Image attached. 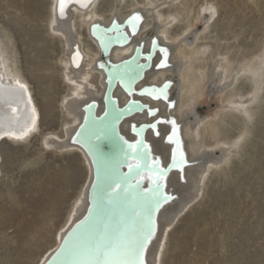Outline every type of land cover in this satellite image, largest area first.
I'll use <instances>...</instances> for the list:
<instances>
[{
    "label": "rangeland",
    "instance_id": "rangeland-1",
    "mask_svg": "<svg viewBox=\"0 0 264 264\" xmlns=\"http://www.w3.org/2000/svg\"><path fill=\"white\" fill-rule=\"evenodd\" d=\"M49 1L0 0V45L7 57L14 58L38 111L35 132L23 140L0 141V264H38L53 246L54 231L85 176L76 149L54 147V142L63 141L60 131L65 116L60 107L69 88L62 79L61 35L47 25ZM130 1L96 0L94 10L107 20L111 11L127 13ZM210 1L215 7L213 17L202 14L204 0H158L157 7L142 9L157 11L163 19L180 12L190 14L194 24L186 31L181 17L170 22L165 44L178 47L186 41L238 61L253 53L264 39V0ZM150 18H145V29L135 37L156 38ZM78 29L83 46L93 51L85 27ZM5 34L8 41L2 38ZM176 62L170 54V66L165 68L168 77H174ZM243 77L239 75L235 85L242 93L249 89ZM217 87L209 82L197 106L199 119L218 110ZM172 96L175 91L170 100ZM258 96L251 106L247 137L231 149L226 164L213 166L199 198L179 215L168 232L161 264H264V79ZM225 118L219 123L220 137L231 140L239 133L241 118ZM42 137L53 141L48 139L46 147Z\"/></svg>",
    "mask_w": 264,
    "mask_h": 264
},
{
    "label": "bare ground",
    "instance_id": "bare-ground-1",
    "mask_svg": "<svg viewBox=\"0 0 264 264\" xmlns=\"http://www.w3.org/2000/svg\"><path fill=\"white\" fill-rule=\"evenodd\" d=\"M95 1L91 0V3L86 8H78L73 3H81L73 0L65 7L63 17L60 16L59 0L49 1L47 25L49 31L61 35L59 37L63 45V55L60 58L62 79L68 84L69 88V93L62 98L60 107L65 116V122L60 131V138L63 141L54 142V147L58 151L76 149L85 166V176L79 190L71 201L65 219L59 228L54 231L53 246L42 255L38 264L48 260V255L62 243L68 230L87 215L90 207L89 191L94 181L93 165L95 167V176H99L98 170H100L101 165L88 144L86 132H81L80 138L88 152L73 142L84 120L85 107L89 104H94L96 106V115L98 116L104 111V93L107 84L106 74L101 68V50L103 48L96 38V31L98 28L110 29L114 24L117 26L122 25L135 14H139L141 17V20L137 22V31L133 34L129 27H125L124 33L127 35L128 41L124 44L112 46L108 53V61L111 64H117L127 60L132 57L138 47L142 48L143 55L155 50L149 70L144 73L141 81L135 84L134 90L138 92L140 88L149 86L159 88L166 82L171 83V87H169L166 100H154L136 93L128 95L116 84L112 92V98L116 100L118 107H123L129 101H135L145 104L147 109L155 110L154 116H149L148 110H144L124 119L119 125V134L126 141L134 143L138 138L132 133L133 125L137 128L140 125L154 124L157 120H174L179 129L178 138L186 160V163L182 165V171L177 167H172V170L167 173L163 192L172 197V199L158 211L155 220V235L147 246L145 253L146 264H161L168 232L177 221L179 215L199 198L204 188L206 177L213 166L226 164L231 155V149L237 147L247 137L252 114L251 106L259 97L258 95L263 85L264 39L253 53L243 55L240 61L230 59L227 54L219 53L216 50L212 53L200 47L197 48L196 45H188L186 41L185 44L174 47L163 42L164 37L167 36V27L175 18L181 17L185 24V31L188 30L194 24V21L189 20L190 14L185 16L184 12H180L174 14L175 17L171 15L163 19V14L161 16V13L159 14L157 11L142 9L157 7L158 0H140V3L136 2L137 0H131L127 13L119 15V13L111 11L109 18L104 20L94 10ZM123 1L115 0V3L120 4ZM247 1L254 2V0ZM201 12L202 14L207 12L210 17H213L215 15L214 4L210 0H204ZM146 17H151L156 25L154 28L156 30V38L154 40L143 41L134 36L141 29L142 31L145 29L142 23L146 20ZM141 25L142 27L140 28ZM82 26L86 29L87 37L94 44L93 51L85 48L81 42L78 28ZM94 26L96 27L94 28ZM2 38L8 41L7 35ZM153 41H156L157 44L155 48L152 44ZM6 43L8 45V42ZM162 44L166 46L165 49H167L168 53L166 67L170 66V54L177 60L174 67V77L167 76L166 67L158 66L165 59L159 49ZM77 53L79 56L76 63H73V57L77 56ZM83 66L86 68L83 69ZM92 73H96L94 79L92 78ZM21 74L14 58L7 57L6 50L0 45V141L4 138L10 139V141L14 140V142L23 140L31 132H35L37 127L38 111L27 82ZM239 75L244 76L248 80L249 89L244 93L235 90ZM211 81L218 86L214 89L218 94V110L211 113L208 118L199 119L197 106ZM21 85L24 87H21ZM173 91H175V96H172L173 98L170 100ZM226 115H238L241 118L239 133L231 140L221 138L219 133V123L221 124ZM156 131L159 132V135L152 129H147L144 132L143 140L151 148L150 159L158 158L160 165L167 169L169 164L172 163V150L175 147L174 144L167 142V137L172 135V126L170 123L157 124ZM48 139L51 142L53 141L50 138ZM48 139L43 138V145L46 147L50 145ZM214 151L219 153L218 157H214ZM126 170V168H122V172ZM150 175L151 179H149ZM142 177L143 188L148 189L149 186L151 188L152 182L150 183V181L153 180L151 172ZM156 183L157 180H155ZM130 187L131 184L128 183L123 188L124 191L121 192V197L128 193L127 189ZM134 192L132 191L131 193L133 198ZM108 194L115 196L111 194V191ZM137 196L138 194H135V197ZM97 197V193L92 194L91 206L93 209L96 207L97 203L95 201L98 199ZM140 201L139 207L142 206V208L145 207L146 209L152 207L153 202L148 195H144L140 198ZM99 212L101 213L102 211ZM144 213L141 219L146 222L147 211L145 210ZM76 235H79L80 238L71 246L76 247L75 249L78 250H88L89 247L86 240H83L82 237L90 235V232L85 234L78 230L75 233ZM96 238L99 239L98 235ZM100 240L104 243L108 242L107 237ZM127 241L128 239L123 241V244H126ZM81 259L83 257H80L79 261ZM76 263L79 264V262Z\"/></svg>",
    "mask_w": 264,
    "mask_h": 264
},
{
    "label": "water",
    "instance_id": "water-1",
    "mask_svg": "<svg viewBox=\"0 0 264 264\" xmlns=\"http://www.w3.org/2000/svg\"><path fill=\"white\" fill-rule=\"evenodd\" d=\"M125 27H129L130 31L133 32L129 20L122 25L117 26L114 24L110 29L98 28L96 31V38L103 48L101 50V68L106 74L107 86L104 93V111L98 116L96 115V106L94 104L86 106L84 109V120L77 131L79 135L76 134L73 142L75 141L74 143L80 145L88 152V149L83 146L82 139L80 138L81 132L85 131L88 144L94 151L101 167L100 170H98L99 176H95V167L93 165L94 181L89 191L90 207L85 219L77 223L66 233L61 243V245H65L67 241L66 248L61 249L60 245L58 251L52 255L50 261L46 264H69L75 256H77L74 254L75 248L71 245L80 238L79 235L75 236L78 230L85 234L90 232V235H84L82 237L83 240H86L89 248L99 243L101 237L102 239L107 237L108 242L111 244L123 245V241L129 238L131 232L135 231V239L146 223L141 219L145 214L144 211H147V217L152 216L155 221L158 211L163 205L171 201V199H169L167 202L162 203L158 211L154 210L153 203L151 208L146 209L145 207L142 208V206L139 207L138 204L141 203L140 198L148 193H154L156 191V185L160 181L156 177V172L148 168L142 170L134 169L132 172H129L124 162L123 154L120 151L122 146L126 148V146L123 145V141L121 140L122 136L119 134L118 130L120 123L132 115L148 109L146 105L136 102V105L143 106L142 108H138L136 105L130 104L131 101L127 102L123 107H118L116 100L112 98L115 85L118 84L128 95L136 93L137 95L152 99L150 95H141L140 93L144 89H161L165 84H168L166 82L159 88L155 86L142 87L138 92L134 90L135 84L141 81L144 73L150 68L151 59L155 50H151L149 54L143 55L142 48L138 47L135 49L132 57L127 60L117 64H111L108 61L107 57L110 48L128 41V37L124 33ZM169 87L166 90L167 98ZM129 108H132V111H129ZM141 126L142 125L137 127V129ZM147 129L151 128H146L145 131ZM144 132L140 136H137L134 132L132 133L135 134L138 139H143ZM131 159L132 157L129 151L128 162H131ZM171 164L172 163L169 165ZM122 168H126L127 170L122 172ZM167 169V173L172 170V168L169 169V166ZM148 172H151L153 176V180L150 181V183L152 182V186L151 188L149 186L148 189H144L143 179H141V177ZM155 180H157L156 184ZM128 183L131 184V187L127 189L128 193L121 197V192L124 191L123 188ZM117 185H119V187H117ZM109 191L115 196H110L108 194ZM132 191H135L133 194L134 198L131 196ZM94 193H97L98 196V199L95 201V203H97L95 209L91 206V197ZM135 194H138V196L135 197ZM98 210L102 211V214ZM97 235L99 239L96 238Z\"/></svg>",
    "mask_w": 264,
    "mask_h": 264
},
{
    "label": "snow or ice",
    "instance_id": "snow-or-ice-1",
    "mask_svg": "<svg viewBox=\"0 0 264 264\" xmlns=\"http://www.w3.org/2000/svg\"><path fill=\"white\" fill-rule=\"evenodd\" d=\"M71 2H73V0H59V10L61 17L64 16V10L67 4ZM75 2L81 3L82 7H87L88 4L91 3V0H75ZM140 20L141 17L139 14H135L130 18L129 23L133 28V34H135L137 22H139ZM95 27L96 26H94V28ZM152 44L154 48L157 46L156 41H153ZM160 51L163 53L165 59L161 61L158 66L166 67L168 55L167 49H160ZM78 56L79 54L77 53V56L73 57V63H76ZM77 66L79 65L77 64ZM21 87L24 86L21 85ZM168 87L169 85L165 84L161 89H144L140 94L150 95L152 99L156 100H166V90ZM129 91L131 92L130 88ZM130 104L136 105V102L131 101ZM136 106L138 108L143 107L142 105ZM128 110L132 111V108H129ZM148 115L154 116L155 110L148 109ZM163 123L171 124L172 135H169L167 137V142L169 144L175 145L172 150V164L169 165V169L172 167H177L182 171V165L186 163V160L184 157V152L182 150L181 142L178 138L179 129L174 120H157L155 124L142 125L139 129H137L136 126L133 125V132L136 133L137 136H140L146 128H151L154 132H156L157 135H159V132L156 131V125ZM77 135H79V133H77ZM121 140L123 141V145H125L126 148L122 146L120 151L123 154L124 162L128 167L129 172H131L133 169L142 170L144 168H148L156 172V177L160 182L156 185V191L154 193H148L147 195L153 202L154 210L158 211V209L162 206V203H165L169 199H172V197L167 196L163 192V188L165 187L164 181L167 178L168 169H165L160 165V161L158 158L150 159L151 148L143 139H137L134 144L128 143V141L123 140L122 137ZM129 151L132 157L131 162H128ZM151 178L152 177L150 175L149 179ZM141 179H143V177H141ZM117 187H119V185H117ZM155 228L156 225L154 219L152 218V216H148L143 229L130 243L115 245L111 243H104L103 241H101L90 247L88 250H75L74 254L83 257V259L79 261V264H146L145 253L147 251V246L150 244L151 239L155 235ZM66 246L67 241L65 242V245H61V249L66 248Z\"/></svg>",
    "mask_w": 264,
    "mask_h": 264
}]
</instances>
